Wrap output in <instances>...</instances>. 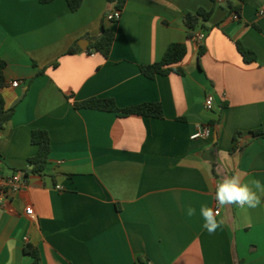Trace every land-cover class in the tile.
I'll list each match as a JSON object with an SVG mask.
<instances>
[{"label":"crops","instance_id":"crops-1","mask_svg":"<svg viewBox=\"0 0 264 264\" xmlns=\"http://www.w3.org/2000/svg\"><path fill=\"white\" fill-rule=\"evenodd\" d=\"M237 3L127 0L109 21L107 0H84L74 12L65 0H0L1 93L15 109L0 132V165L25 181L0 209V264H29L26 245L39 264H264V196L256 208H220L213 235L200 213L216 209L227 176L264 184V137L249 133L264 131V0H247L235 19ZM199 9L211 15L188 38L183 16ZM102 27L113 33L106 57L91 48ZM174 42L186 46L182 74L144 77L140 67ZM235 42L255 61L246 64ZM89 98L120 109L159 103L163 117L74 106ZM202 126L210 134L191 139ZM35 129L51 145L41 175L29 161Z\"/></svg>","mask_w":264,"mask_h":264},{"label":"trees","instance_id":"trees-1","mask_svg":"<svg viewBox=\"0 0 264 264\" xmlns=\"http://www.w3.org/2000/svg\"><path fill=\"white\" fill-rule=\"evenodd\" d=\"M43 3L52 0H41ZM84 0H65L70 11L74 12L78 10ZM238 3L235 6L229 5V11L239 15L242 5L247 0H237ZM112 5V10L121 11L127 2V0H107ZM211 11H205L203 9L197 10L195 13H186L183 16V24L187 30V37L193 38L194 31L197 27H205L204 22L209 19ZM101 36L95 39L92 43V49L101 53L103 56H107L110 51L111 43L113 41V33L109 28H101ZM236 49L241 55L243 61L246 64L255 61V54L250 49L246 48L239 42H235ZM74 49H69L68 54L73 53ZM204 53V48L200 46L198 56L200 57ZM186 55V46L184 43L174 42L169 44L161 59L149 65L141 66V74L148 78L153 79L158 75H167L168 73H176L181 75L182 70L178 64L184 59ZM5 68V62L0 60V132L4 128L7 121L14 113V107L7 108L1 90L5 87L3 78V69ZM76 108H89L99 111L120 113L122 115H137L143 117H163V109L159 103L145 102L137 105H132L126 108H118L111 98H89L82 102L74 103ZM254 138L264 137V131L253 130L249 132ZM242 132L236 131L233 135V141L237 142L240 139ZM30 141L33 145L37 146V153L30 158V164L33 166L32 173L43 174L48 162V156L51 151L50 138L48 132L43 129L32 130L30 135ZM237 145L233 147L236 149ZM25 253L29 254L32 261L29 264H39V254L37 250L31 245L24 247ZM235 264H244L243 260H237Z\"/></svg>","mask_w":264,"mask_h":264},{"label":"clouds","instance_id":"clouds-1","mask_svg":"<svg viewBox=\"0 0 264 264\" xmlns=\"http://www.w3.org/2000/svg\"><path fill=\"white\" fill-rule=\"evenodd\" d=\"M243 175L235 173L221 180L215 189L216 209L201 206L200 213L203 217V228L209 235L216 233L221 227L223 220H217L220 214L219 209L230 205H237L240 208H256L261 203V197L264 196V184L259 180H252L249 183L242 182ZM188 216L195 214V209L189 207Z\"/></svg>","mask_w":264,"mask_h":264},{"label":"built area","instance_id":"built-area-1","mask_svg":"<svg viewBox=\"0 0 264 264\" xmlns=\"http://www.w3.org/2000/svg\"><path fill=\"white\" fill-rule=\"evenodd\" d=\"M220 1V0H216ZM120 12L113 11L112 13L106 16V19L109 21H116L119 19ZM233 18H237L238 15L236 13L232 14ZM12 87H17L18 82L14 81L11 83ZM213 96L208 94L204 100V106L206 110H211L213 106ZM210 134V130L207 126H202L194 131V133L190 136L191 139H197L200 137H207ZM1 163V161H0ZM25 184V181L20 180L14 176L6 177L3 175L1 165H0V209L6 208L7 201H10L14 194L18 191V189ZM31 208L25 209L26 215H31Z\"/></svg>","mask_w":264,"mask_h":264},{"label":"water","instance_id":"water-1","mask_svg":"<svg viewBox=\"0 0 264 264\" xmlns=\"http://www.w3.org/2000/svg\"><path fill=\"white\" fill-rule=\"evenodd\" d=\"M203 159H205V161H212L213 160V148H209V149L205 150Z\"/></svg>","mask_w":264,"mask_h":264}]
</instances>
